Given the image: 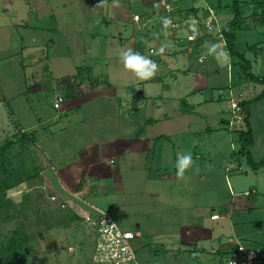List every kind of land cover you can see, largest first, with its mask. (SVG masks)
Here are the masks:
<instances>
[{
  "label": "rangeland",
  "instance_id": "rangeland-1",
  "mask_svg": "<svg viewBox=\"0 0 264 264\" xmlns=\"http://www.w3.org/2000/svg\"><path fill=\"white\" fill-rule=\"evenodd\" d=\"M3 1L0 0V24L3 27L0 32L3 34L5 28V33L8 32L9 34V41L11 33L8 30L14 29L12 36L15 41L13 48H11L5 45L6 38L0 39V148L7 141L14 142L13 147L7 149V154L11 156L12 167H18L20 159H22L21 162L24 160V165L28 172H31L33 178L17 189L8 192L7 198L18 200V202L23 199L24 194L28 193L30 208L26 209L24 216L16 219L15 222L1 224L0 238L14 230L18 226L17 222H24L27 223L29 231L34 233V239L30 242L32 251L28 254L27 264H98L99 259H95L96 229L91 223L93 220L87 222L89 215H83L82 211L79 210L80 208L70 200L63 202L66 203V206H62L63 197L60 195V198L56 199L58 203L54 201L51 192L57 189L58 176L49 161L58 155V148L61 144L68 149L72 146L68 151L70 156L71 150L75 151V148L82 144L80 143L82 142L81 137H83V143L90 140L93 136L92 130L98 126L99 129H104L106 133L109 131L115 135L120 121L117 113L119 104L127 102V109L131 111V118L136 119L140 112L136 114L132 109L134 106L136 109L139 108L142 103L141 113L143 112L146 101L143 99V95L148 90L147 95H153V100L157 105H160V99L164 95H169V100L174 99L175 96L185 98L188 101L184 102L182 107L186 111L191 109V106L188 107L189 104L196 105V102L208 101L200 106V110L188 111L183 116L176 113L171 121L169 119L175 111H178L180 103L178 101V105L167 103V108H164L166 113L170 115L167 123L175 122L177 131H179L176 135H182V139L180 142L178 141L181 151H184V154L190 152L192 156L202 151L206 155L204 159L196 158V170H200V167L203 166V171L193 175L188 170L192 168V165L185 170L184 175L187 177L186 182L188 183L185 181L184 183L188 184L189 187V189L187 188L188 192H185V201L190 203V209L180 210L183 214L175 212L178 222L175 225L170 224L173 231H167V224L157 222L153 219V215L146 216L141 221V217L149 212L152 207H156L157 204L155 203H158L154 193V199H150L151 191L145 193L146 197L141 198V201L148 200V206L140 205L139 208L135 209L136 206L127 205V208H124L125 212L113 213V219L122 229L131 230L141 237L140 246L136 247L138 262L140 264H196L194 258H200L205 261V264H226L230 257L229 251L237 247L234 245L236 241L264 253V167L254 170L248 163L246 156L234 155V152L236 153L241 149L239 134L233 128L228 129L226 120L225 123L220 120L221 118L228 120L233 118L234 103L249 102L247 106L252 114L256 139L255 145L252 147V156L255 161L264 159V99L261 101L254 100L263 92L264 81H254L244 75L239 61L231 56H224L218 51L217 58H213L209 53L210 50L204 47L205 44H187L188 41L195 43L197 39L203 38L204 30L211 33L213 27L217 26L218 28V22L214 17L215 13L222 24L230 21L234 17L233 0H168L170 2L167 3L168 5L165 3L167 0H146L147 5L143 6V10L151 8L153 11L149 19L150 27H155L154 33L157 34L159 30L164 28V18H168L170 24H175L173 27H178V31L177 35L174 36L172 31L166 30L164 32L163 29L161 33L164 36L167 33L170 36L168 38L174 41L170 42L167 39L158 49H156L157 46L153 41L152 49L154 51L150 54L151 56H148L153 60L160 57L164 58L162 64H172L170 71L173 74H169L164 65H159L155 74L148 77L153 80L145 84L139 83L140 80L136 82L135 79L143 78L127 69L121 56L124 50L129 49L128 40L135 31L132 30L133 22L119 20H124L126 15H124V10L118 11L117 7H125L131 12L129 3H133V0H98L102 8L100 13L93 7L95 0H89V2L87 0L86 4L91 8L87 14L80 11L82 0H39L42 8L39 6L38 0H28L27 2L23 0L17 2L16 18L2 9ZM151 1L153 3L149 6ZM176 4L182 5L183 8L199 9V17L196 18V22L192 20L195 16L194 13L190 18L183 21L179 16L173 14L171 16L170 10H173ZM242 5L244 6L246 23L249 22L248 26L253 28L237 32V47L252 61V73L263 78L264 27L261 24H257V27L252 25V23L258 22L251 1L248 0L247 4L243 3ZM206 6L213 8L215 13L209 8L207 10ZM132 7L134 6L132 5ZM6 8L10 9L11 7L6 6ZM139 8L138 6L134 7L137 14L143 15L142 7ZM166 12L168 16L165 14ZM129 15L131 16L130 13ZM133 18L137 21L140 19L139 16H133ZM198 20L201 22L199 25L201 31L199 32L193 31L191 27L190 29L180 27H189L190 24H194L195 27V25L197 26L196 23H199ZM6 21L9 25L6 24ZM16 22H20L21 25L18 26ZM27 25H35L37 28L31 29ZM119 32H121L120 36ZM215 32L219 35L218 30ZM191 34L195 37H189ZM51 40L53 43L51 46L47 45V48L50 47L51 51L53 50L52 55L59 59L53 61L51 66H49V62H44L42 66H32L28 60H31L34 55L31 54L30 57L26 58V55L21 53L22 47L35 44L32 41H36L38 44L47 41L46 44H48ZM91 41L92 44L89 48L93 54L88 56L86 47ZM179 42L182 45H187L181 46L178 44ZM249 44L250 46L258 44V47L262 49L258 48L259 50L252 51L249 49ZM161 48H163L162 52L159 51ZM17 51L21 54L9 58L5 55L15 54L14 52ZM256 51H258V55ZM35 57L39 59L41 54ZM108 58H113V62L116 60L115 64H109V61L105 60ZM200 58L205 61L201 62ZM64 63H67L68 76L72 80L79 71L78 69L81 68V73L85 75L84 79L87 78L89 82H95L94 84L101 87L108 85L106 81L113 82L117 88V98L102 97L108 100V108L113 103V108L116 111L110 112L111 117L100 119L101 115L97 113L98 106L101 104L100 100H95L84 106L79 105L72 111H67L68 115H64L54 108L57 97L55 90L58 87L60 90L63 85L62 81L60 86L59 82L62 79L60 76H65L62 74L56 78L55 73L58 71L59 64L63 66ZM161 68L165 72L164 75L161 73ZM88 69L91 71L94 69V72L89 74ZM109 69H111L112 78L106 74ZM198 71L201 77L197 74ZM159 76L161 79L155 80ZM126 79H132L129 80V83L133 84L131 87H128ZM162 79L163 83H161ZM37 83L42 84V90H32L31 86H35ZM167 88H169V92L164 91ZM196 89L200 90L196 92ZM71 90L75 91V95L72 92L73 97L70 96V90L60 93L67 99L79 96L78 91L80 89L78 86L73 85ZM200 91L203 93L200 94ZM220 97L222 100H219ZM137 98L140 100H135ZM213 98H215L214 102H212ZM174 100L176 102V99ZM60 115L62 116L59 118ZM152 115H158L155 108H153ZM81 117L87 123L96 119V124L90 129L79 131L81 133L77 135L79 136L78 141L70 144V141L76 140L75 132H78L77 129L86 126H76ZM163 118L165 115L159 118L160 122L156 121V123L159 122V125L153 127L152 133L162 134L160 126L163 124L161 121ZM233 120L235 121L232 123L233 126L235 123L239 129L245 128L244 121ZM138 123L140 126H137L136 129L140 133L148 132L149 127L151 128L156 124L154 122H152L153 124ZM129 124L132 122L130 121ZM122 125L126 126V124H119V127ZM62 126H67V131L65 130V134L61 136L63 142L60 141V136L43 139L49 134V127L50 129L53 127L52 132H56ZM208 128L213 129V132L206 133ZM106 133H104L105 136ZM104 134L99 135L100 139L105 137ZM189 135L191 142L186 137ZM32 136L35 137L36 142H32ZM169 137H172L174 141L175 145H172L174 149L177 144L176 140L171 135ZM23 139L28 141L24 142ZM231 146L234 149H231ZM156 160H166V157H163L162 153H158ZM208 170L213 171V175L208 174ZM201 173H207V175L204 174L203 177ZM226 179H229L231 185ZM163 188L170 189V185L166 184ZM132 195L130 193L119 196L116 198V202L118 204L123 201L130 202L134 200ZM111 201V199L107 200V202ZM191 206H196V218H193ZM168 208L172 207L169 205ZM57 210H62L60 213H67V215L65 216L66 219L64 217L59 218L56 223L54 215L57 214ZM216 212L219 216L212 217V214ZM72 214H77L79 219L69 222ZM169 217V220H173ZM162 218L165 219L164 215ZM119 221L126 225L130 224L133 228H125ZM137 226L139 229H136ZM181 229H183V233ZM183 237L186 242H196L198 246H190L182 242ZM189 239H193V241L191 242ZM195 247L202 250L201 256H194L192 250ZM218 251L223 254L219 256Z\"/></svg>",
  "mask_w": 264,
  "mask_h": 264
},
{
  "label": "crops",
  "instance_id": "crops-1",
  "mask_svg": "<svg viewBox=\"0 0 264 264\" xmlns=\"http://www.w3.org/2000/svg\"><path fill=\"white\" fill-rule=\"evenodd\" d=\"M22 1L23 0H4L3 1L4 5H3L2 9H5L8 12V14L13 16V18H16V16H17L16 11L18 8L17 2H22ZM27 1L28 0H26L25 2H27ZM82 1L83 2L81 4V10L80 11H81V13L87 14L91 10V8L87 6V4H86L87 0H82ZM142 1H144V3H142ZM37 2L39 4V6L42 8V5L40 4L39 0ZM88 2H89V0H88ZM145 2H146V0H133V3H129V6H130L129 8H130V10H132L131 12L129 11V9L122 7V6H119L117 8L119 9L118 11L124 10V15H126L124 17V20L119 19L120 21H124V22L131 21V22H133L132 30H134L135 32H134V35H131V37L128 40L129 41L128 47L130 49H132L133 51H139L140 53H142L145 56H151L150 54L154 51L152 49L153 41H155V44L157 46L156 49L160 48L161 45L163 44V42L167 39H169L170 42L174 41V40H171V38H168L170 36L167 35V33H165V36H164L161 32H163V31L166 32V30L172 31L173 35L175 36V35H177L178 27L174 28L173 26L175 24L173 25L172 23L171 24L170 23H167V24L163 23V27H164L163 29L164 30L163 29H162L163 31L159 30L157 34L154 33L155 27L154 26L150 27L151 23H150V19H149L151 14H152L151 12H153V11L151 8H149V10H147L146 8H145L146 10L145 9L143 10V8L147 5ZM173 2H175V1H173ZM99 3L100 2L98 0H95L93 2V7H94V9L96 8L95 10L98 12L100 10H102ZM152 3H153V1H151L150 4L148 3L149 6H151ZM165 3L169 4L170 2H168V0H167V1H165ZM132 5L134 7H137V6L140 7L139 9H141V7H142V10L144 12L143 15L137 14V11H135L136 9H134V7H132ZM6 6H10L11 8L10 9L6 8ZM205 8L207 10L209 8L210 10L213 11V13H215L214 9L211 8L210 6L209 7L206 6ZM127 11L131 14V16L129 15V13ZM170 11L172 12V10H170ZM198 11H199V9H196V8H189L188 9V8H183L182 5L178 6V4H176L173 8V13H170V15L172 16V14H173L174 16H179V18H181L183 21V20H187L188 18H190L191 15L194 13L195 16L192 18V20H193V22H196V18L199 17ZM127 13H128V16H127ZM207 13H206V17H207ZM165 14L168 16L167 12ZM116 15H117V13H116ZM215 15H216V13H215ZM215 15H214V17L216 19V22H218V28H217V26L213 27V30L211 31V33H209L207 30H204L205 32L203 33V38L197 39V42H195V43L188 41L187 44L188 45L189 44L190 45H192V44L196 45V43L197 44H205L206 46H204V47L206 49L210 50L209 53H210L211 57H213V58H217V52L218 51L220 53H222V55H224V56H229V53L226 49L225 40L222 37L220 30H219V25L221 24V22L219 21V19H217L218 16L217 15L215 16ZM133 16L134 17L139 16L140 19L137 21V20H135V18H133ZM172 19H174V18H172ZM199 20H201V19H199ZM199 20H198V22H199ZM15 21H16V19H15ZM26 23L29 24L28 22H26ZM6 24L9 25V23H7V21H6ZM16 24H18V26L21 25L20 22H16ZM196 24H197V26L195 25V27H194V24L188 25L189 27H183V26H180V27L188 28V29H190V27H191V29L195 32L201 31V28L199 26L201 24V22L196 23ZM257 24H259V22L258 23H252V25H254L256 27H257ZM119 25H118V27H119ZM27 26H29L31 29L37 28V27H35V25H27ZM124 27H125V25H124ZM205 28H206V26H205ZM251 28H253V27H250L249 29H251ZM0 29L3 30V27L1 24H0ZM171 29H173V30H171ZM12 30L14 31V29L8 30L11 33V37H10L9 41H8L9 34H8V32L5 33L6 29L4 28L3 34H1V32H0V36H1L0 39L6 38L8 42L4 41V43L7 47L10 46L11 48H13V43L15 41V38L13 39V36H12ZM217 30L219 32V35H217L215 32ZM243 31H246V29ZM38 34H40V33H38ZM120 34H121V32H119V36H120ZM191 36H194V35H192V34L189 35V37H191ZM52 40L48 44H46L47 41H45L43 44H38L36 41H32L35 44H28L26 47H22L21 53H24L26 55V58L30 57L31 54L34 55L33 58H31V60H28L30 63H32V66H35V67L39 66V65L42 66L44 62H49V66H51L53 61L59 60L57 57H54L52 55L53 50L51 51L50 47H49V49L47 48V45L51 46V44L53 43ZM88 44H89V46H87L86 49L88 50V56H90L91 54H93V51H91V49L89 48L92 44V41L89 42ZM178 44H181V43L179 42ZM183 45H185V44H183ZM183 45L181 44V46H183ZM213 45H215V49L212 48ZM248 46H249V48L251 47L250 44ZM201 47H203V46L201 45ZM219 48H220V50H219ZM258 48H260V47H258ZM258 48H256V50ZM18 50H19V48H18ZM250 50H252V49H250ZM14 53L15 54H5V53L4 54L6 56H8L7 58L14 57V56L21 54L19 51L14 52ZM40 54H41V58L38 59V57H35V56H39ZM256 54L257 55L259 54L258 51H256ZM20 57H22L23 59L25 58L23 56H20ZM65 59H67V58H65ZM105 60L106 61L108 60L109 64H111V65H112V63L115 64V62H116V60L113 62V58H111V59L108 58ZM155 61L157 62V67L159 65H164L166 67V69L168 70V73L169 74L171 73V75L173 74L170 71V69L172 70V66H173L172 64H166V63L162 64L164 62V58H161V57L155 58ZM200 61L203 62L205 60L200 58ZM251 63H252V61H251ZM105 64L107 65V63H105ZM66 65H67V63H64L63 66L61 64H59L58 71H56V73H55L56 78H57V76H60L62 74L65 75V76H63V75L60 76L62 78L60 80L61 82H59L60 86H61L62 81H64L67 78H70L68 76V71H67L68 69H67ZM229 67L231 68V66H229ZM106 69L108 70V67H106ZM161 70H162L161 73L164 75L165 74L164 70L162 68H161ZM66 71H67V73H66ZM110 71H111V69H109V71H107L106 74H107V76L112 78V76L110 75ZM92 72H94V69ZM197 74H199V71ZM84 76H83V79L78 78V80H76V81L71 79V83L74 84L75 86H78V89H80V91H78L79 92L78 97L74 96V98H72V99L71 98L67 99L66 97H64L60 93L61 91L65 93V90H70V92H71L70 96L73 97L72 92H74V95H75V91H72L70 86H68L69 82H63L62 83L63 85L60 88V90H59V87L57 88V90H55V91H57L56 95L60 94L64 97V101L61 103L60 108H55V106H54V108L56 110H58L59 112H62L64 115H68L67 111H72L73 109L77 108L79 105L84 106L86 104L88 105L89 103H91L95 100H100L101 104H99L98 111H97V113H99L101 115L100 119H106V118L111 117L112 114L110 112H113L112 110H115L113 108L114 107L113 103L110 105V108H108V105H107L108 100L106 98H102V97L107 96V97L117 98V88L113 85V82H111L109 79L108 80L110 82L106 81V83H108V85L106 87H101L97 84H94L95 82H93V83L89 82L87 78L84 79L85 78ZM200 77H201V75H200ZM158 79H161V77L160 76L156 77L155 80H158ZM129 80H132V79H126V81L128 83V87H131V85H133V84L129 83ZM135 80H137L136 82H138L140 80L139 83L143 82V84H145L149 81H152L153 79L152 78H150V79L149 78H143V79L137 78ZM86 81H88V82L85 83ZM64 83L65 84L67 83L66 87H65ZM161 83H163V79H162ZM102 86H103V84H102ZM31 88L34 91L42 90V84L37 83L35 86H31ZM198 90H200V89H196V92ZM164 91L169 92V88H167ZM147 93H148V90H147ZM147 93H145L143 95V99L146 100L145 104H144L143 112L141 113V110L143 109L142 103H141V106L139 108L136 109L134 106V109H132L133 111H135L136 114L140 112L139 117L136 119L131 118V116H130L131 111H130V109H127V106H128L127 102L126 103L121 102L119 104V106L117 107L118 108L117 113H118L120 121L118 123V130H117L115 135H113V133H110L109 131L106 133V131L104 129H99L98 128L99 126H98L97 128H94L92 130L93 136L90 140L83 143V137L80 136L82 138V142H80V143H82V144L80 146H77L75 148V151L71 150L72 153L70 156L68 155V151L72 148V146H70V149H68L61 144L60 148H58V155L55 157V159H50L51 161H49L51 166L54 167L55 172L57 173V176H58V185H57V189L54 190V192L56 194H59L60 196H62L66 200H70L72 203H74V205L78 206V208H80L79 210L82 211L83 215H87V214L88 215H96V214H99V212H107V213L111 214L114 218L113 213L120 214V212H125L124 208H127V205H131V206L134 205V207L136 206L135 209L139 208L140 205L148 206L149 205L147 203L148 200H142L141 201V198L146 197L145 193H148L149 191H151L152 196L150 199H154V197H153V193H154V196L156 197L155 200L158 203H155V204H157L156 207L151 206L152 207L151 210L149 212L145 213L141 217V221L143 220V218H146V216L149 217L150 215H153V219L157 220V222H160L162 224H167V226H168L167 231H173V227L170 226V224L175 225L178 222V217L175 216V212L181 213L180 210L190 209V206H189L190 203L185 201V192L186 191L188 192L189 187H188V184L184 183V181L186 182V180H187V177L184 175L186 173V171H184L183 175H178L177 169L175 166L177 154H184L183 153L184 151L183 152L181 151V147L178 144V141L180 142V139H182L181 138L182 135H179V136L176 135L179 131H177L178 130L177 124H175V122H172V124L167 123L170 115L168 113H166L164 108H167V106H168L167 103H172V104L176 103L177 105H178L177 101L180 103V106H178V111H175V113L173 115H171V117L169 119V121H171V119H173L175 117L176 113L180 116H183L184 114H186L182 110V102H187L188 100H186L185 98H182V97L175 96L174 97V99H176V102H175L174 99L169 100V95H166V96L164 95L160 99L161 100L160 105H157V104H155V102L153 100L154 96L153 95H147ZM202 93L200 91V94H202ZM135 100H140V98H137ZM219 100H222V98L220 97ZM164 101H167V102L163 103ZM214 101H215V98H213L212 102H214ZM207 102L208 101H205L204 103H203V101L202 102H196V105L195 104H192V105L189 104L188 107L191 106V109H188L187 112L188 111L191 112L192 110H193L192 112H194V111H197L198 109L200 110V106L202 104L204 105ZM153 108H155V112L158 115H152ZM163 115H165V118L161 119V121H163V124L160 127H161V132L164 135H162V134L157 135V134L152 133L153 127H155L156 125H159V122H160L159 118ZM61 116L62 115H60L59 118ZM73 119H74V117H73ZM220 120H223L224 123H225V120L229 121L228 119H222V118ZM250 120H251L252 127L254 129L253 121H252V114H251ZM130 121L132 122V124H129ZM156 121H159V122L156 123ZM164 121H166V122L164 123ZM138 122H140L142 124H145V123L151 124L152 122H154L156 124L153 125L151 128L149 127L148 132L140 133L138 131V129H136L137 126H140ZM77 123H78L77 125L75 123H73V124L76 125L77 127H79V125H81V126L86 125V126L79 127L77 129L78 132H75L76 133V135H75L76 140L70 141V144L76 143L78 141L79 136H77V135L81 133L79 131L87 130V129H90L91 127H94L96 124V119H95V121H89L87 123L84 120V118L81 117L80 120L77 121ZM119 124H126V126L122 125L120 127H123V128H120ZM226 124H228V123H226ZM54 125H56V123H54ZM54 125H53V127H54ZM52 128L51 129H50V127L48 128L49 134L46 137H44L43 139L46 140V139L51 138V137L56 138V136H60L59 139L61 138L60 141L63 142V139L61 136L64 135L65 132L67 131V129H66L67 126H62L60 128V130H57L56 132H52ZM229 128L230 127H228V129ZM232 128L234 130L239 129L237 124L235 126H232ZM163 132H165V133H163ZM205 132L211 133V132H213V129L208 128ZM104 133H106V136ZM101 134H104V136H105L102 139H100V136H99ZM169 135L173 136L176 140L177 144L174 147V149L172 147V145L174 144V141H173L172 137H169ZM186 137H188L189 142H191L190 141L191 140L190 135L186 136ZM107 138H109V139L107 140ZM169 142H171V143H169ZM83 145H85V146H83ZM227 147H228V145H227ZM231 149H234V148L231 146ZM160 151H162V152H160ZM158 153H162L163 157H166V160H156ZM205 155L206 154L201 151V153L197 152V155L192 156L193 157V163H192V168L188 169L189 172H191L194 175V174H196V172L203 171L204 167L203 166L200 167L201 164L197 165L200 167V170H196L197 169L196 168V158L204 159ZM212 173H213V171L210 172L208 170V174H212ZM201 174H203V177H204V174L207 175V173H201ZM142 175H144V176L142 177ZM226 180L231 185L229 179H226ZM81 182L83 184V187L80 188L79 184ZM186 183H188V182H186ZM166 184L170 185V189H164L165 187L163 188V186H166ZM130 193L133 194L132 197L134 198V200H132L130 202L123 201L122 203L120 202V204H118L116 202V198H118L119 196L130 194ZM109 199H111L112 201L107 202V200H109ZM119 200H120V198H119ZM169 205L172 208H168ZM235 206L237 207L236 203H235ZM191 207L193 208V213H192L193 218H196V206L195 207L191 206ZM169 210H171V211L169 212ZM213 211H214V209H213ZM228 212H229V210H228ZM181 214H183V213H181ZM190 214H191V212H190ZM163 215H164L165 219L162 218ZM169 216L171 218H173V220H169L168 219ZM213 216H219V215L216 212V213L212 214V217ZM217 218H219V217H217ZM121 224H123L125 228H133L130 224H127V225L124 223H121ZM136 229H139V227L137 226ZM184 230L186 231L187 229H184ZM181 232L183 233V229H181ZM136 235H137V240L135 241V248L139 247L140 243H141V242L139 243V240H141V237H139L138 234H136ZM189 241L192 242L193 239H189ZM182 242H185V243L189 244L190 246H196V245L198 246V244H196V242L195 243L186 242L184 237L182 239ZM197 250H200V249H197L195 247V249L192 250V252H194L195 257H197V255L201 256L203 254V252L197 253ZM194 260H195L196 264H205L204 263L205 261L201 260L200 258H194Z\"/></svg>",
  "mask_w": 264,
  "mask_h": 264
},
{
  "label": "trees",
  "instance_id": "trees-1",
  "mask_svg": "<svg viewBox=\"0 0 264 264\" xmlns=\"http://www.w3.org/2000/svg\"><path fill=\"white\" fill-rule=\"evenodd\" d=\"M251 5L253 6L254 15L257 18V22L264 26V0H250ZM243 3L247 4L248 0H233V14L234 17L225 23H221L219 25V30L222 37L225 40L226 49L229 53V56L233 57L234 59L238 60L239 64H241L242 71L244 75L249 77L251 80L254 81H264V77L261 78L260 76H256L252 73V63L249 60L245 53L239 51L237 47V32L245 29H249V23H246L245 14H244V6ZM173 13V10L172 12ZM258 48V44L251 46L249 49L256 50ZM262 49V48H260ZM79 71L74 76V80L83 79L84 73H81V68L78 69ZM89 74H92L91 69H88ZM92 81V79H90ZM63 82H69L68 86L70 88L73 87L74 84L71 83V78L65 79ZM93 83V82H92ZM264 99V90L263 92L258 95L254 100L261 101ZM252 100V101H254ZM251 101V102H252ZM249 102L242 101L239 105L243 111V121L245 123L244 129H235L234 131L239 134V143L241 149L238 152H234V155L246 156L248 159V163L252 166L254 170H258L264 167V159L259 161H255L252 156V147L255 145V132L251 124V111L247 106ZM184 102H182V106ZM182 110L187 113L186 109ZM235 122L233 118L228 123L230 129L232 128V123ZM235 126V123H234ZM32 136V142H36L37 140L35 137ZM23 141H28L27 139H23ZM22 142V141H21ZM23 143V142H22ZM14 142L7 141L1 148H0V225L1 224H10L15 222L16 219H20L24 216V211L30 208L29 204V194L26 193L22 196V200L20 202L15 201L13 199L7 198L8 192L17 189L21 185H23L26 181L33 178L31 172L26 169L22 159H20V164L18 167H12V160L11 156L7 154V149L12 148ZM21 156V154H18ZM29 159V158H28ZM79 187H83L82 182L79 184ZM56 193L53 191L51 195H55ZM58 198L59 194L56 195ZM57 201V200H55ZM65 198L62 199L61 202H67ZM58 203V201H57ZM66 204V203H65ZM20 205V208H18ZM62 208V207H61ZM57 214L54 215L56 218V223L58 222L57 219L64 217L66 219V214L63 212L60 213L62 210H57ZM77 214H72L69 218V222H74L78 220ZM54 222V224H56ZM14 230L5 234L2 238H0V264H27L28 263V254L32 251L30 247L31 240L34 239V233L29 231V227L27 223H18ZM232 248L229 252L231 254L234 250ZM202 253V250H197V253ZM218 255L221 256L223 253L218 251ZM97 264V263H96Z\"/></svg>",
  "mask_w": 264,
  "mask_h": 264
},
{
  "label": "built area",
  "instance_id": "built-area-1",
  "mask_svg": "<svg viewBox=\"0 0 264 264\" xmlns=\"http://www.w3.org/2000/svg\"><path fill=\"white\" fill-rule=\"evenodd\" d=\"M63 101L64 97L58 94L54 103L55 108H60ZM233 110V119L243 121L241 106L234 103ZM57 198L53 196L54 201ZM62 206L65 207L66 204L62 202ZM89 221H92L93 228L96 229L95 259H99L98 264H140L135 248L137 235L133 231L122 229L107 212L89 215L87 222ZM234 245L237 247H234L226 264H264L262 251L249 248L238 241Z\"/></svg>",
  "mask_w": 264,
  "mask_h": 264
},
{
  "label": "clouds",
  "instance_id": "clouds-1",
  "mask_svg": "<svg viewBox=\"0 0 264 264\" xmlns=\"http://www.w3.org/2000/svg\"><path fill=\"white\" fill-rule=\"evenodd\" d=\"M167 4V3H166ZM168 5V4H167ZM165 24L170 23L168 18H164ZM215 49V45L212 46ZM160 52L163 48L159 49ZM124 66L127 69L132 70L140 78H148L155 74L157 70V62L152 58L143 55L139 51H133L132 49H126L121 53ZM193 163L192 154H177L176 169L178 175H183L184 171L189 168Z\"/></svg>",
  "mask_w": 264,
  "mask_h": 264
}]
</instances>
